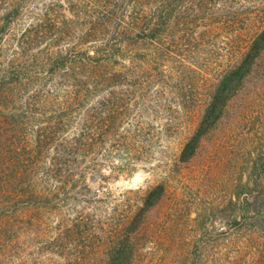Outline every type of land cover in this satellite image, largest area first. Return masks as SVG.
I'll list each match as a JSON object with an SVG mask.
<instances>
[{
  "label": "trees",
  "instance_id": "obj_1",
  "mask_svg": "<svg viewBox=\"0 0 264 264\" xmlns=\"http://www.w3.org/2000/svg\"><path fill=\"white\" fill-rule=\"evenodd\" d=\"M263 4L244 49L211 89L179 163L195 155L227 102L264 64ZM254 8L248 0H0V264L131 263L135 236L165 188L126 190L116 199L108 185L131 178L156 155L171 124L166 118L157 125L149 112H179L165 88L180 71H165L164 62L182 43L197 42L195 30H206L210 16L223 27L238 18L250 23L240 13ZM17 26L7 58L3 41ZM76 26L83 27L78 41L65 42L75 39ZM52 44L58 51L48 53ZM139 45L144 51L128 53ZM57 74L64 79L55 81ZM24 242L30 257L20 255ZM260 253L264 262V248ZM191 254L197 264V246Z\"/></svg>",
  "mask_w": 264,
  "mask_h": 264
},
{
  "label": "rangeland",
  "instance_id": "obj_2",
  "mask_svg": "<svg viewBox=\"0 0 264 264\" xmlns=\"http://www.w3.org/2000/svg\"><path fill=\"white\" fill-rule=\"evenodd\" d=\"M248 3L257 8L239 13H246L250 23L238 18L235 24L223 27L218 24L221 20L210 16L206 30H202L203 26L195 30L197 42L182 43L176 47L174 60L164 62L165 71H180L167 81L165 88L167 96L175 99L173 107L179 112L173 118L149 112L148 117L157 125L165 123L166 118L171 124L159 137L156 155L139 166L131 178L108 185L116 199L126 190H139L142 194L158 184L165 188L164 196L146 215L144 226L135 236L136 248L130 264H191L194 246L198 247L197 264L264 263L260 256L264 248V64L227 102L223 116L200 141L195 155L186 163L177 161L183 143L198 124L211 89L256 29L254 15L261 13L256 10H260L258 5L264 0ZM76 27L75 39L66 38L65 42L78 41L83 27ZM21 29L17 26L3 41L7 58L13 55L14 35ZM52 45L47 46L48 53L58 51ZM144 49L139 45L128 47L127 51ZM63 79L61 74L54 78L58 82ZM113 206L111 201L104 210ZM119 211L118 208L117 214ZM55 222L51 219L46 225ZM30 248L31 244L24 242L22 258L30 257ZM37 264L48 263L38 260Z\"/></svg>",
  "mask_w": 264,
  "mask_h": 264
}]
</instances>
